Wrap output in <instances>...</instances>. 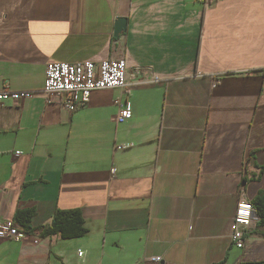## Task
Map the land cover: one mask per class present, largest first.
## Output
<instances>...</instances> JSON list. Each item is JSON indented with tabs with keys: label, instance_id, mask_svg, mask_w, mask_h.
<instances>
[{
	"label": "crops",
	"instance_id": "crops-1",
	"mask_svg": "<svg viewBox=\"0 0 264 264\" xmlns=\"http://www.w3.org/2000/svg\"><path fill=\"white\" fill-rule=\"evenodd\" d=\"M108 58L125 59L127 92L74 111L42 93L49 62ZM4 88L35 94L0 103V219L78 209L87 232L0 240V264L264 261L254 216L231 241L238 201L264 190V0H0Z\"/></svg>",
	"mask_w": 264,
	"mask_h": 264
},
{
	"label": "built area",
	"instance_id": "built-area-1",
	"mask_svg": "<svg viewBox=\"0 0 264 264\" xmlns=\"http://www.w3.org/2000/svg\"><path fill=\"white\" fill-rule=\"evenodd\" d=\"M209 4L214 0H199ZM128 85L127 64L124 58H108L101 61L82 60L78 62L53 61L45 69V80L42 93L48 101L60 98L61 105L69 111H74L80 104L88 102L90 94L96 89L119 88L124 92ZM35 94L30 90H0V103L8 100L19 101L30 98ZM118 113L115 117L118 123L125 122L132 117L131 102L115 99ZM17 151L16 154H19ZM254 210L247 199L238 201L231 233V241L237 248L244 246L245 229L251 225ZM11 239L16 241L30 240L38 243L37 234L26 232L13 219H0V240ZM78 255H83L82 251ZM149 260L158 262L160 257L153 256Z\"/></svg>",
	"mask_w": 264,
	"mask_h": 264
},
{
	"label": "trees",
	"instance_id": "trees-1",
	"mask_svg": "<svg viewBox=\"0 0 264 264\" xmlns=\"http://www.w3.org/2000/svg\"><path fill=\"white\" fill-rule=\"evenodd\" d=\"M261 170H264V165ZM252 179L254 180V177ZM255 179H258V177ZM249 202L257 215L258 226H264V190H259ZM32 215L33 211L31 210H17L15 213L16 223L29 233L36 232L42 237L57 234L64 239H72L84 236L87 232L84 218L78 209H57L52 216L51 222L38 228H32L29 225ZM250 264H264V261Z\"/></svg>",
	"mask_w": 264,
	"mask_h": 264
},
{
	"label": "water",
	"instance_id": "water-1",
	"mask_svg": "<svg viewBox=\"0 0 264 264\" xmlns=\"http://www.w3.org/2000/svg\"><path fill=\"white\" fill-rule=\"evenodd\" d=\"M126 27V18L125 17H118L115 22V28H114V36H117L120 34L123 30H125ZM255 218H257V215L254 213L253 215Z\"/></svg>",
	"mask_w": 264,
	"mask_h": 264
}]
</instances>
